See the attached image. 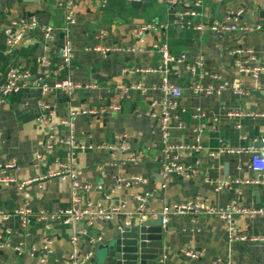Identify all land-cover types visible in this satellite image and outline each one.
I'll return each mask as SVG.
<instances>
[{
    "label": "crops",
    "instance_id": "obj_1",
    "mask_svg": "<svg viewBox=\"0 0 264 264\" xmlns=\"http://www.w3.org/2000/svg\"><path fill=\"white\" fill-rule=\"evenodd\" d=\"M194 1L182 0L180 5L170 8L166 0H78L76 24L72 28L74 60L69 71H64L58 31L64 26L65 15L60 1L0 0V84L11 71L29 75L27 82H21L17 94L4 104L0 99V166L16 164L17 169L10 174L18 180V185L0 186V215L26 206L34 213H60L71 207L70 185L48 179L60 164L68 161L67 150L57 148L44 162H36L37 155H45L47 141L41 124L42 115L47 111H42V104H47L48 113L57 119L67 118L70 110L105 109L101 114L79 115L75 120L78 141L94 148L76 154L80 180L102 186V190L88 195L87 200L94 208L110 210L126 203L118 217L98 220L93 226L88 222L65 225L32 220L24 227L14 217L0 221V234L9 245L0 249V264H40L42 258L48 264H64L73 254L71 240L75 235L79 238L81 255L95 254L101 243L117 236L129 215L136 212L135 198L148 193L156 194L157 198L146 204L145 209L158 215L198 197L212 207L230 203L264 207V186L249 183L256 178L251 169V155L237 154L264 138V118L256 116L264 114V101L252 94L259 90L264 95V73L253 75L257 68L264 67V31L240 30L260 25L264 0H203L201 8L195 7ZM133 3L138 6L133 7ZM217 10H220L218 23L237 26L238 30L223 34L212 32L208 24ZM190 11L207 14L209 18L191 20L187 15ZM238 12L241 16L237 22L228 19L230 14ZM33 18L40 26L56 30L52 44L46 49L43 32L36 28L27 32L17 46L10 47L5 32L13 28L14 22ZM199 22L206 27L203 31L194 28ZM143 27L148 30L140 41L137 35ZM164 45L173 56H183L184 63H172L159 71L162 53L157 47ZM98 46H127L135 52L103 56L86 50ZM200 59L204 60V67L193 78L188 66ZM137 70L155 72L145 74ZM69 78L84 88L72 95L64 91L48 96L38 94L43 82L55 86ZM166 78L183 90L180 98L170 99L175 106L169 111L170 146L173 147L169 157L184 165L191 176L171 175L163 190L160 171L166 146L158 121L151 114L160 115L163 111L160 104L165 97L161 86ZM194 82L204 87L240 82L248 94L236 96L227 91L218 96H197L190 90ZM123 85L143 89L121 90ZM112 104L119 105L120 110H111ZM153 104L157 105L152 107ZM231 113L240 115L230 118ZM244 114L255 116L248 118ZM196 130L200 132L199 143ZM68 136L69 130L62 128L56 139ZM122 136L126 137L124 143L129 146L128 150L114 156L99 148L115 143ZM226 149L236 153H222ZM130 155H135L140 162H130ZM132 176L140 177L143 182L118 188L117 179L127 181ZM30 180L41 181L20 188ZM220 182L227 183L228 188L217 192ZM146 218L155 221L159 217L147 215ZM234 227L248 239L264 238L262 218L236 217ZM163 230H166L164 254L155 264H161L162 260L163 264H264V242L230 243L229 225L220 219L172 218ZM47 238L53 243L48 253L43 250ZM18 246L22 247L20 253L15 250ZM184 250H193L198 259L188 258ZM31 251L35 252L34 257L29 256Z\"/></svg>",
    "mask_w": 264,
    "mask_h": 264
},
{
    "label": "built area",
    "instance_id": "obj_2",
    "mask_svg": "<svg viewBox=\"0 0 264 264\" xmlns=\"http://www.w3.org/2000/svg\"><path fill=\"white\" fill-rule=\"evenodd\" d=\"M60 6L62 7L65 15L64 26L60 29V32L64 36V45L62 48V69L64 71H69L72 67V63L74 60V44H73V37H72V28L76 24L75 22V10L78 5V0H59ZM138 1V0H132ZM167 5L170 8L177 7L182 3V0H166ZM195 7L201 8L203 4V0H195L194 1ZM187 15L191 16V20H202L207 19L209 16L207 14L199 13L196 11H190ZM241 16V12L230 14L229 20L238 21L239 17ZM183 18V16H181ZM192 21H189L188 24H192ZM193 25V24H192ZM209 27V26H208ZM36 28H40L43 32L44 40L46 42V49L48 46L52 44V39L54 36V32L56 31L54 28L49 26H40L38 21L33 18L31 20H20L13 23V28L7 30L5 33L7 35L8 45L10 47L17 46L24 38L25 34L29 31H32ZM197 31H203L206 27L203 23L199 22V25L194 27ZM210 30L214 33L223 34L228 32H235L238 30L237 26H228L226 24L216 22L213 27H209ZM148 28L143 27L141 28L140 32L137 35V38L142 41L144 38V34ZM241 31L243 32H262L264 31V27L258 25L256 27H241ZM157 49L162 53V66L159 68V71L165 70L167 66L172 63H184V57H175L173 56L168 46H158ZM86 50H94L102 54L103 56H109L111 54H126L135 52L134 48L127 47V46H109V47H94V48H86ZM204 67V60L200 59L198 62L194 63L191 66H188V71L192 75L193 78L200 75L202 69ZM138 73H145V74H152L154 70H137ZM244 73H249L248 70H242ZM264 73V67L257 68L256 71L253 72V75L256 77ZM29 79L28 73H20L17 71H11L7 79L4 83L0 84V99L2 104L6 102V100L14 94H17L22 87L21 82H26ZM84 88L82 85L76 84L71 81L69 78L67 81L56 84L55 86H51L46 82H43L41 89L43 91V96H48L54 92L64 91L68 94L72 95L75 91ZM89 88V87H85ZM135 89V90H142L143 88L140 86H120L121 90L128 89ZM190 90L197 96H218L223 94L227 91H232L236 96H244L247 95L242 84L240 82L235 83L234 85L229 84H220L218 86H208L204 87L203 85L194 82L190 86ZM161 91L165 97V100L160 104L162 107V113L156 114L152 113L151 116L154 117L159 124V129L161 132L163 144L166 146L164 150V159L161 163V171L160 176L163 180L162 189L164 190L167 186L169 178L171 175H179L190 177L191 174L189 170L178 163V161L170 160V152L173 147L170 146V108H174L175 104L170 101V99L177 100L183 94V90L180 87L174 86L169 79H164L163 84L161 86ZM157 104H153L152 107H155ZM42 111L46 112L42 115L41 124L45 129V134L47 135V141L45 146V155H37L36 162L41 163L44 162L46 156L53 154V152L60 147H63L67 150L69 154V159L66 163H62L59 165L58 169L51 173L48 176V179H58L63 183H68L70 185V192H71V207L63 212L60 213H47V212H39L34 213L28 206L24 209L16 210L14 213L11 214H2L0 215V221H7L10 218H18L21 220L24 227H27L31 224V221L34 220L39 223H46V222H60L64 223L65 225L74 224V223H82L88 222L90 226L98 220H113L114 218L118 217L122 210L126 208V203H122L120 206L110 209V210H103V209H96L93 205L87 200L88 195L90 192L94 190H102L101 185H91V184H84L80 180L81 168L78 164L76 154L78 151H83L86 149H94L92 146H86L80 143L76 136V123L75 120L79 115H94V114H101L105 111H94V110H87V111H80V110H70L69 116L63 119H57L53 114L48 113L49 106L47 104H42ZM110 109L113 111H119L120 106L117 104H112ZM240 114L231 113L228 116L236 117ZM244 116L250 118L255 116L254 114H244ZM257 117L264 118V114H257ZM67 128L69 130V136L65 139L57 140L56 134L59 133L60 129ZM197 134V143H199V130H196ZM126 137H117L115 143H110L104 146H99V148L105 150L106 152H111L116 155L117 152L126 151L129 149V146L125 144ZM118 142V144H117ZM262 147L255 148L251 147L248 150H239L237 154L248 153L251 155V169L254 172L256 178L250 181V184L257 185V186H264V138L261 139ZM222 153L228 154H235L234 150H224ZM214 156V155H213ZM129 161L138 164L140 162L139 158L135 155H130ZM17 165L14 163H9L0 166V186L8 187L11 185H18V180L12 176L10 171L16 170ZM44 180V179H42ZM41 180H30L26 183L22 184L20 188L22 189L24 185L32 184L34 182H39ZM143 180L140 177L132 176L130 179L121 180L117 179L118 188H121L123 184L124 186L129 187L133 184L142 183ZM228 188V184L225 182H220L216 186V191L221 192L222 190ZM157 196L153 193H148L144 195L137 196L135 198L137 202V210L134 214L129 215V220L126 222L122 230L129 229L133 225L134 220L144 221L146 216H150L152 218L161 217L162 218V226L166 228L169 221L172 218H180L183 216H191L192 218H199L201 216L204 217H211L217 218L225 222L229 225V242H264V238L259 240L258 238L255 239H248L246 236L238 234L236 228L234 227V219L241 218V219H256L262 218L264 219V207H245L238 203H230L225 206L220 207H212L208 204L207 200L198 197L195 198L187 203L184 204H176L170 211H165L162 214L158 215L154 212H147L145 209V205L151 201L156 200ZM82 235V233L79 232ZM97 241V240H96ZM100 243L102 242L101 239L98 240ZM97 241V242H98ZM71 243L74 247L73 254L64 262V264H88L92 262L95 258V254L93 252H89L87 254L81 255L79 250V238L78 236H73ZM52 240L47 238L44 240L43 250L48 253L50 247L52 246ZM9 246L5 243L3 236L0 234V249H4L5 247ZM17 252H22V247L18 246L15 248ZM183 254L192 260H197V254L191 250H184ZM29 256L34 257L35 252H29ZM164 261H161L163 264ZM40 264H48L46 258H42L40 260Z\"/></svg>",
    "mask_w": 264,
    "mask_h": 264
},
{
    "label": "water",
    "instance_id": "obj_3",
    "mask_svg": "<svg viewBox=\"0 0 264 264\" xmlns=\"http://www.w3.org/2000/svg\"><path fill=\"white\" fill-rule=\"evenodd\" d=\"M136 7V3L132 4ZM220 16V10H217L214 17L209 22V27H213ZM260 25L264 27V10L260 12ZM64 36L61 34L59 46L63 48ZM28 81V80H27ZM26 81V82H27ZM31 83L32 80H29ZM42 89L38 94L42 95ZM252 94L264 101V95L261 91L255 90ZM261 139L254 146L262 147ZM256 196H258L256 194ZM166 230L162 228V218L155 221L134 220L129 229H124L107 242H102L95 251V258L99 264H155L164 254L163 241ZM90 233L88 234V236Z\"/></svg>",
    "mask_w": 264,
    "mask_h": 264
}]
</instances>
